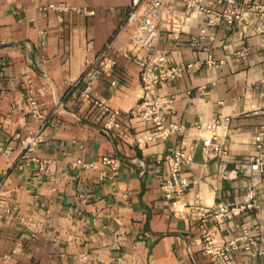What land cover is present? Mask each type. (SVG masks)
<instances>
[{
  "label": "crops",
  "instance_id": "0c3cea01",
  "mask_svg": "<svg viewBox=\"0 0 264 264\" xmlns=\"http://www.w3.org/2000/svg\"><path fill=\"white\" fill-rule=\"evenodd\" d=\"M217 1H201L209 14L173 0L164 14L156 51L167 68L194 66L160 84L184 130L154 140L132 114L145 99L136 58L146 53L124 25L133 0H0V264H211L204 229L217 242L248 230L256 256L243 244L229 264H264V171L249 167L264 118V17L255 8L264 0H235L243 24H208L227 5ZM99 53L117 64L92 95L119 110L122 130L105 131L102 108L82 100L86 62ZM216 118L214 132L195 126ZM40 130L44 141L26 150L22 140ZM210 135L226 152L204 156L200 137ZM185 139L196 147L182 171L192 183L168 196L166 156ZM254 200L259 207H247ZM219 203L240 211L204 217Z\"/></svg>",
  "mask_w": 264,
  "mask_h": 264
},
{
  "label": "built area",
  "instance_id": "2783aa9c",
  "mask_svg": "<svg viewBox=\"0 0 264 264\" xmlns=\"http://www.w3.org/2000/svg\"><path fill=\"white\" fill-rule=\"evenodd\" d=\"M173 0H133L124 25L131 27L130 42L137 48L146 51L145 56L136 58L140 66V81L142 83L143 96L145 99L137 104L132 109V114L141 116L147 123L150 124V137L154 140L169 139L173 134L182 132L184 125L174 119V106L172 97H164L160 92V84L170 77L182 75L186 70L192 68L194 64L186 66H175L167 68L165 66V57L156 51L157 41L160 34V27L164 20V14L172 15ZM189 7H196L200 12L211 14V8H205L202 0H184ZM235 0H218L217 3H227L225 9L215 12L214 18L208 17V24H214L222 21L235 20L243 24L245 22L246 9L239 8ZM231 3H233L231 5ZM46 8H55L60 11H82L87 14H95V10L78 9L67 3L54 4L50 3ZM255 8L264 17V4L262 2L255 5ZM206 29L203 30L205 32ZM117 61L112 57L99 53L86 62V68L82 76L85 80V87L82 90L81 96L84 102L94 104L105 113V122L103 129L111 131L122 130L119 121V110L107 104L103 99H96L92 95L94 85L104 75H112L115 71ZM208 64L219 66L220 62L216 60H208ZM32 104H36V100H31ZM264 114V112H263ZM221 123L220 118H216L208 123H196V128L202 131L214 132L217 126ZM121 133L123 131H120ZM203 147L202 151L206 158L216 156L226 152L227 148L220 143L214 135L200 137ZM44 141L42 130L26 136L22 140L23 147L31 151ZM254 145L256 147V155L252 158L249 164L250 169L254 174L264 171V118L254 137ZM196 147L183 140L182 144L172 150L166 160L169 165V176L161 182V187L168 196H180L191 185L192 180L182 175V171L189 168L194 161ZM9 153V151H7ZM103 162L107 164H116L117 160L111 157H104ZM248 197L254 198L253 191L248 192ZM259 207L255 202H251L247 207ZM16 207L10 209L13 212ZM240 208L232 207L227 203H219L218 206L211 211L206 210L204 217L213 216L218 218L221 214L237 215ZM202 250L209 258L211 264H229L232 254L241 248L243 244H248L252 248L253 255L256 256V239L250 235L248 230L242 229L236 237L217 242L213 234L207 230H203L202 235ZM257 264V263H253Z\"/></svg>",
  "mask_w": 264,
  "mask_h": 264
}]
</instances>
